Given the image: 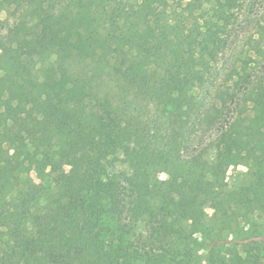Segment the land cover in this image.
I'll list each match as a JSON object with an SVG mask.
<instances>
[{
  "label": "trees",
  "instance_id": "16d2710c",
  "mask_svg": "<svg viewBox=\"0 0 264 264\" xmlns=\"http://www.w3.org/2000/svg\"><path fill=\"white\" fill-rule=\"evenodd\" d=\"M244 4L0 0V264H264L257 243L233 259L212 236L264 210V71L204 96ZM197 128L213 136L193 155Z\"/></svg>",
  "mask_w": 264,
  "mask_h": 264
},
{
  "label": "rangeland",
  "instance_id": "374dc122",
  "mask_svg": "<svg viewBox=\"0 0 264 264\" xmlns=\"http://www.w3.org/2000/svg\"><path fill=\"white\" fill-rule=\"evenodd\" d=\"M0 19L8 23L10 22V24L14 22V17L7 15L5 12H0ZM260 23H264V0H245L233 39L222 59L215 67L213 83L204 91V96L209 98L213 93V89L227 80L229 81V85H232L234 80H242L241 77H245L246 75L251 76L253 80L258 79V74L260 75L264 71V59L258 58V54H255V50L250 45L249 40L253 37H258L257 33ZM51 59L53 60L54 58L52 57ZM232 77L233 80H230ZM242 102H246L245 99ZM245 107L243 104L242 108L244 109ZM212 136V133H205L202 129L197 128L188 141L190 152L193 155H199L200 151L208 145ZM221 152L230 158L232 157V152L226 147H223ZM215 156V152L211 151L210 159L213 160ZM110 172L128 173L129 168L125 163L118 162L110 169ZM33 177L35 178V175ZM166 178L165 174L156 173L152 176V181L165 180ZM226 178L227 182L234 187L247 184L250 177L245 163L240 159L232 160ZM35 180L48 186V195L56 191V187L49 180H37L36 178ZM41 201L45 203L47 197L42 198ZM212 226L213 238L218 241L222 253L229 258H245L246 254L243 251L242 243L254 242L258 244L260 254L264 260V210L255 214V225L248 233L249 225L241 221L230 222L227 225L214 222ZM147 236V227L143 223H138L132 231L130 238L141 242ZM207 254L208 248L205 246L201 250L202 260L205 261ZM254 260L255 258H251V261Z\"/></svg>",
  "mask_w": 264,
  "mask_h": 264
}]
</instances>
